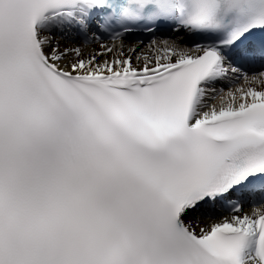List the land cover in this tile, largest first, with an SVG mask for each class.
<instances>
[{
  "label": "snow or ice",
  "instance_id": "obj_1",
  "mask_svg": "<svg viewBox=\"0 0 264 264\" xmlns=\"http://www.w3.org/2000/svg\"><path fill=\"white\" fill-rule=\"evenodd\" d=\"M0 264H264V0H0Z\"/></svg>",
  "mask_w": 264,
  "mask_h": 264
},
{
  "label": "bare ground",
  "instance_id": "obj_2",
  "mask_svg": "<svg viewBox=\"0 0 264 264\" xmlns=\"http://www.w3.org/2000/svg\"><path fill=\"white\" fill-rule=\"evenodd\" d=\"M91 47H92V48H98V45H96V44H92ZM85 51L87 52V49H86ZM244 211H245V212H249V211H252V209H251V207H245V208H244Z\"/></svg>",
  "mask_w": 264,
  "mask_h": 264
}]
</instances>
